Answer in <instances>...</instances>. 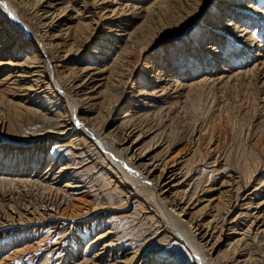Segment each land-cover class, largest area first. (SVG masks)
I'll list each match as a JSON object with an SVG mask.
<instances>
[{
  "label": "rangeland",
  "instance_id": "1",
  "mask_svg": "<svg viewBox=\"0 0 264 264\" xmlns=\"http://www.w3.org/2000/svg\"><path fill=\"white\" fill-rule=\"evenodd\" d=\"M40 1L9 0L33 31L49 23L47 33L41 32L47 43L41 44L56 65V81L66 85L73 79L74 86L87 81L73 97H88L89 104L82 105L88 126L98 128L106 117L122 122L130 112L132 122L152 126L138 148L158 167L179 160L183 175L178 183L173 180L169 194L184 197L185 218L218 227L232 199L234 177L241 197L253 187L256 195L252 205L238 200L228 210L229 224H237L235 232L240 226L244 229L255 203L262 200L264 218V0H58L53 14L39 21ZM68 9L75 19L65 14ZM1 23L0 60L23 62L29 57L23 67L33 61V66L40 65L38 74H47L39 61L41 44L23 41L2 19ZM13 68L0 64V81ZM20 93L0 82V118L7 119L8 129L0 131V146L12 149L10 158L0 156V166L17 167L23 174L17 173L19 177H39L49 164L50 172L62 165L66 152L52 160V146L58 139L71 145L66 141L73 135H32L30 129L38 120L59 122L67 109L59 105L55 112L56 106L44 97L40 104L20 109L17 105L25 101ZM193 129H199L197 140L190 136ZM115 136L109 135L108 141ZM160 137L165 144L157 146ZM34 142L44 143L43 151L20 150ZM81 143L71 152L79 156L84 151L103 169L95 177L92 166L81 172L89 178L86 187H75L77 180L69 175L50 182L53 192L69 195L49 211L52 217L40 214L47 186L23 184L17 189L27 193L13 202L0 196V219L8 222L0 220V264H190L184 249L171 245L168 234H155L162 213L148 200L149 192L135 186L136 176L116 165L112 151L84 139ZM101 234L102 241L93 244ZM145 239L149 242L141 255L132 259L133 250ZM102 243L108 246L101 252ZM211 257L220 264H264V232L262 238L252 229L236 246L217 240Z\"/></svg>",
  "mask_w": 264,
  "mask_h": 264
},
{
  "label": "bare ground",
  "instance_id": "2",
  "mask_svg": "<svg viewBox=\"0 0 264 264\" xmlns=\"http://www.w3.org/2000/svg\"><path fill=\"white\" fill-rule=\"evenodd\" d=\"M57 3H59L58 0H41L39 2V5L42 6L43 4L42 6L43 8H41L43 12L38 16L39 21H41V19L43 20L47 18L49 14H53V12L55 11L54 7L56 6ZM63 9L66 10L67 8L66 9L63 8ZM65 14L66 15L69 14L68 18L75 19L74 17L76 15H72L73 14L72 10L68 9ZM1 19L3 20L4 23L8 25V27L12 31H14V33L18 32L21 35L23 41L30 40L33 42L34 40H36L39 44L43 42L45 44L47 43L45 42V37L41 35V32L47 31V29L44 28H46V26L49 25V23L44 22L42 25L44 26V28L40 27L35 31H33L28 24L21 21L22 19L18 16L16 11L14 10V7H12V5L10 4L9 0H0V23H1ZM38 48H39L38 52L40 54L39 61L43 63L45 68L48 70L47 74L46 73L44 75L38 74L37 68L40 65L35 64V66H33L32 65L33 61L32 63L29 62L27 66L23 67V65H25L24 64L25 61L29 60V57H27L23 62H17V60L13 61L12 59L7 61L0 60V64L5 63L14 66V68L11 69L9 73H7V75L3 78L4 80L0 82H5L10 90H17L21 92L20 93L21 95H25L24 103H19V105H17L18 108L20 109H26L29 106H31L33 103L40 104L41 99L43 100V97L47 99L50 103H52L51 105L52 107L56 106L55 112H58L59 105H63V107H66L67 109V111L65 112L66 114H64L63 119L60 120L59 122H50L45 119H40L37 121V125L32 126L30 130L32 132V135L33 134L40 135L42 133L51 132V131L61 134L71 133V135L73 136L70 137L68 141H66V142H71V145L66 146L67 143L63 142V140L58 139L55 141V144L52 146V150H51V152H53L52 160H54L55 157L59 156L61 152H66L64 156V160L62 162V165L59 166V168L56 171L54 170L50 172V169H52L53 166L50 168L51 165L49 164L44 170V175H41L42 177L39 176L41 177L40 179L39 177H32V174H30L31 176L19 177L17 176V173L22 174L21 172L22 170H18L17 167L10 166L7 164H4L3 167L0 166V196L2 198L6 197V200L9 201L21 193L25 195L27 193L26 190L17 189L20 186H23V184H36L42 187L47 186L48 187L47 193L44 194V196L41 199L42 204L40 203L41 204L40 214H42V216L48 215L52 217L49 211L55 210L58 203L64 201L69 195L67 193L58 195L57 192H53L52 187L50 186V182L58 181L62 177L64 176L67 177V175H69L70 179L77 180L76 184L74 185L75 187H86V184H88L89 182V178L86 175H84L85 173L81 174V172H83V170L86 168H91L92 166L94 168L93 172L95 177L97 170H100L99 172H101V170L103 169V164L97 163L94 158H91L92 156L91 157L89 156V154L84 155V151L79 152L78 154L79 156H76L77 154L71 152L73 150L75 151L76 149H79L78 146L82 144L81 140L84 139L90 142V144H94L95 147L97 148L99 147L98 149L112 151L114 154L113 161L115 160L118 161V162L116 161V165H120V166L123 165L126 169L130 170L128 172L132 174L133 177L136 176L135 183L137 185H135V183L133 184L141 189L144 188L145 191L147 190V192H149V195L147 197L148 200H151L153 204L155 203L154 205H156V207L162 213L163 220L161 221V224L155 227V231H154L155 234H160V233L168 234L169 238L173 240L171 245H174V248H179V247L183 248L188 256V259L190 260V264H220L217 263L215 259L211 257V252L214 249V244L216 243L217 240L221 239V241L224 240L227 243H229V245L231 246H236V244H241L248 239L249 232L252 231V229L255 230V234H260L263 238V232H264L263 200L255 203L254 205L255 212L249 213V216L252 219L244 229L241 226L240 227L237 226L239 227V230L238 231L236 230L237 232H235L234 226H236L237 224L233 222H230L229 224V221H227L226 214L228 210L234 207L238 200H244V201L247 200L248 205H252L254 203L252 202L253 201L252 197H255L256 195L255 193L256 187H253L252 191H248L247 193L243 194V196L241 197L240 195L241 186L239 185V179L237 177H234L235 186L233 189V193L230 196V198L232 197V199L230 200L228 199L230 202L228 203V207L226 211L223 212L224 214L221 215L218 221V227L216 226V224L212 225L211 221H208L207 223H203L199 218L196 217L185 218L184 214L186 213V206H187L186 200L184 199L183 196H177V194L176 195L169 194L171 191V186L173 185L172 184L173 180H175V184H176L178 183V178L182 177L183 175L181 171L182 168L180 167L179 164V160L178 161L170 160L169 162L165 160L166 162L162 163L161 166L158 167V163H156L149 156V153L146 150H141L140 148H138V143L140 139L146 136L148 132L154 130V128L152 126H147L146 123L141 122L140 124H138L137 122L136 124L132 122L129 117L132 114L131 112L128 116L125 117V119L122 122H117L114 118L106 117L102 122L101 126H99L98 128L88 126L83 120L88 113L84 112L85 110H82V105L84 103L89 104V102H87L88 97L85 95V93L82 94L84 96L78 97L77 99L73 97L74 95L77 94V91L84 89V85L87 84V81H84L79 86L78 85L74 86L73 79L69 80V82L66 85L65 83L63 85L61 83H58L54 78V74H53L54 68L56 67L55 64L52 65L51 61L53 59L48 58V55L46 53L47 51L44 49V46L42 44L39 45ZM55 62H57V60H55ZM25 74H28V78H25ZM91 76L92 75L88 76V79H90ZM165 80L168 81L169 78L165 77ZM82 112L83 114H85L84 117H81ZM14 115H20L19 111L18 112L14 111ZM43 115L44 114H39V116H43ZM5 120L7 119L0 118V131L8 132ZM33 120L36 121L35 119ZM72 128L76 130H72ZM70 129L72 131H70ZM114 134H116V136L113 137L112 139L114 142L108 141V136ZM63 136L65 137L66 135ZM190 136L195 137V139L197 140L199 136V129H193ZM42 139H44V137H42ZM164 144L165 142L162 141V137H160L159 141H157L155 145L160 146ZM83 146L84 145H82V147ZM43 149H44V143L41 144L40 142L37 143L34 142L30 144L29 147L22 148L20 150L32 152L39 150L43 151ZM82 149H84V147ZM11 153H12V149H10L8 144L4 147L0 146V156L4 155L5 157L10 158ZM108 155H112V154L108 152ZM47 157L48 155L45 156V158ZM109 160L111 164L112 163L114 164V162L111 161L112 160L111 158ZM121 173L122 176H124L123 175L124 172ZM249 178H251V180L255 179V177H252V175H250ZM132 181L134 182V180ZM64 185L66 188H68L69 184L65 183ZM5 186L8 188H6ZM139 188L136 189L139 190ZM142 194H144L143 196L145 197L146 193H142ZM23 207H21V209ZM29 208L32 209L31 206H29ZM1 212L2 211H0V213ZM32 212L30 211L29 213ZM23 217H25V215ZM1 221L8 223L6 222V219ZM1 223L2 222H0V224ZM170 224L175 225L174 227L176 228L171 230L173 226H170ZM177 228L178 231H181L180 233L174 231ZM216 232L217 235L215 236L214 233ZM102 237L103 234L97 235V237H95L92 243L94 244L99 241H102L101 240ZM147 240L145 239L141 243L139 241L140 243L139 247L135 251L133 250L132 259L139 257L141 255L142 249L149 242V240L148 241ZM107 246L108 243H102L100 244L99 250H101L102 252L104 248ZM124 250L125 249L122 250L121 252L122 254ZM110 260L111 259H109V262ZM120 262L122 261L120 260L117 261L118 264H120ZM262 262L264 263V258L262 259ZM248 263L245 262L244 260L242 264H248ZM109 264H113V262Z\"/></svg>",
  "mask_w": 264,
  "mask_h": 264
}]
</instances>
